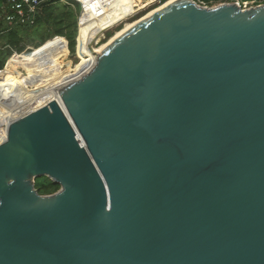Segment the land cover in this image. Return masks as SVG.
I'll return each instance as SVG.
<instances>
[{
  "label": "water",
  "instance_id": "1",
  "mask_svg": "<svg viewBox=\"0 0 264 264\" xmlns=\"http://www.w3.org/2000/svg\"><path fill=\"white\" fill-rule=\"evenodd\" d=\"M166 4L0 133V264H264V5Z\"/></svg>",
  "mask_w": 264,
  "mask_h": 264
},
{
  "label": "trees",
  "instance_id": "2",
  "mask_svg": "<svg viewBox=\"0 0 264 264\" xmlns=\"http://www.w3.org/2000/svg\"><path fill=\"white\" fill-rule=\"evenodd\" d=\"M153 1V0H151ZM149 1V2H151ZM197 3H203L205 5L217 4L222 0H195ZM242 2H249L254 0H240ZM264 2V0H262ZM7 0H0V15L6 13L5 3ZM145 5V3L140 0L137 3L138 8ZM132 11V7H130ZM137 8V9H138ZM136 9V10H137ZM134 11H132L133 13ZM80 15V5L74 0H47L41 9L40 14L36 18L34 26L30 25H15L10 26L6 21L0 19V71L4 69L7 61L10 59L14 52L23 53L28 47H41L46 46L49 40L54 37H63V39L52 40L53 47L44 49L38 53L36 50L33 55L26 54L23 56V60L14 62L11 61V67L5 73L9 77L14 78L9 80L23 79L21 77L20 69L27 71L29 77L33 70L31 65H40L44 61H48L49 67L55 75H61L66 69L63 67V63L60 61L61 57L68 55L66 49V42L68 44V49L71 54L76 51V40L78 37V18ZM128 16V14L124 17ZM120 20V19H119ZM117 21L114 25L119 23ZM40 50V49H39ZM38 50V51H39ZM80 57V56H79ZM83 58L80 57V62ZM80 64V63H79ZM75 67H70L72 71L76 70L78 65ZM41 71L42 68H41ZM25 77V78H27ZM24 78V79H25ZM46 184L44 187H40L39 194L43 196L52 195L59 191L60 187L53 184L50 180L45 178Z\"/></svg>",
  "mask_w": 264,
  "mask_h": 264
},
{
  "label": "built area",
  "instance_id": "3",
  "mask_svg": "<svg viewBox=\"0 0 264 264\" xmlns=\"http://www.w3.org/2000/svg\"><path fill=\"white\" fill-rule=\"evenodd\" d=\"M46 1L47 0H7V2L5 3V7H6L5 16L0 15V19L6 21L10 26H15V25L34 26L35 22H36V18L40 14L41 9L43 7V4ZM74 1L80 5V15L78 18V37L76 40V51H75V57H77V60H79V61H80V57H79L80 46L81 45L84 46V41L82 42V44H80V41H79L80 30H81V27L83 25H85L89 20L91 22L92 21H102V20H105L106 18H108L109 14H113V16H116V18H121V17L125 16V14L126 15L128 14V16H126L124 20H120L119 23H117L114 26L108 27L104 31L103 37L105 38L106 33L109 32L111 29L113 30L114 28H117L121 25H125V23L133 20L138 15H140V13H144L149 9H153L155 7L162 6V5L166 4L167 2H169V0H155L153 4H150V6L147 7V9L137 11L136 13H132V11H135L138 8L137 3H134L133 6H130V5L125 6L124 2H122V0H74ZM133 1L135 2V0H132V2ZM149 1L150 0H142V2L145 4H147ZM224 4H229V3L226 2ZM237 4L243 10H245V8L241 4H239V3H237ZM130 7H132V11H130V9H131ZM94 8H96L97 10H94ZM91 12L93 15L91 14ZM105 13H108V15H104ZM109 18L112 19V17H109ZM59 39L65 40V38H63V37H54L51 40H59ZM91 43H89V44L86 43V45L89 48V50L92 52L93 56L95 57V59L97 61L98 54L95 53L94 50L99 46V44L101 42L99 41L97 43H94L93 46H91ZM44 45H42V46H44ZM65 46H66V49L68 51V55L65 57H61L60 61L63 63L64 69H66V67L67 68L68 67L73 68L76 65H74V63H73L74 60L70 58V52L68 50L67 42H66ZM38 48H40V47H38ZM38 48L29 47L23 53L14 52L11 55L10 59L7 61L4 69L1 70L0 72L4 71L11 61H14V62L21 61V60H23L22 58L24 55H26V54L33 55L35 52V49H38ZM82 52H84V51L82 50ZM84 55L85 54L83 53V56ZM20 71H21L20 72L21 77L23 79H24V77H23L24 74H26V77L28 76L27 71H25L23 69H20ZM88 73L83 74L77 81L81 80ZM12 75H13V77H15V74H12ZM77 81H73L72 83L77 82ZM72 83H70V84H72ZM69 85H67V86H69ZM66 87H64V88H66ZM29 88L31 89V91L36 92V90H40L43 87H39V88L35 87L34 88V87L29 86ZM64 88H62V89H64ZM21 96H22V89L21 88H18L15 93H10V94H3L2 92H0V133L3 132L4 130H6L7 128H9L10 122H13V121L23 117L24 113L19 115V116L12 118V119L9 118L8 122H6V118H5L4 113H3V111L6 110V108H8V109L11 108V109L16 110L15 108H17V106L20 105Z\"/></svg>",
  "mask_w": 264,
  "mask_h": 264
},
{
  "label": "bare ground",
  "instance_id": "4",
  "mask_svg": "<svg viewBox=\"0 0 264 264\" xmlns=\"http://www.w3.org/2000/svg\"><path fill=\"white\" fill-rule=\"evenodd\" d=\"M173 1L175 0H169V2L166 5L172 3ZM122 2H124V5L133 6L134 3H139L140 0H135V2L134 1L132 2V0H122ZM153 3L154 2L152 1L148 2L147 4L139 7L138 10H135L133 13H136L137 11L145 10L147 9V7L150 6V4H153ZM94 10H97V9L94 8ZM156 11H158V9L154 10L152 13L148 14L145 17L152 15ZM104 15H108V13H105ZM109 17H112V19ZM119 19L121 18H116V16H113V14H109L108 18H106L105 20L92 21V22L89 20L85 25L81 27L79 41H80V44H82V42L84 41V46L82 45L80 46L79 56L83 58V61L80 62L78 68L75 71L66 70L61 75H55L53 70H51L49 67V64H48L49 62L44 61L40 65V67H38V65H31L32 70H33L32 73L34 74H31L29 77L25 79L9 80L14 77L7 76L5 74L7 73V70L0 72V92H2L3 94H10V93H15L18 88L22 89L20 105L17 106V108H15L16 110L11 109V108L10 109L6 108V110L3 111L4 116L6 118V122H8L9 118L12 119L16 116H19L25 113V111L29 109L43 95L53 92V91L61 90L62 88L66 87L73 81H77L83 74L88 73L95 66L96 59L93 56L92 52L87 47L86 43L88 44L91 42L97 43L100 41L101 43L94 50L95 53L100 54L116 38H118L120 35L128 31L130 28H132L135 24H137L143 18L141 20L135 21L134 23L130 24L125 30L117 33L114 37H112L111 39H107L106 41V39L103 37L104 31L108 27L114 26V24ZM52 44H53L52 40L48 41L46 46H42L41 48L35 49L36 53L44 49H47L48 47L52 49L53 47ZM82 50L84 52H82ZM83 53L85 54L84 56H83ZM8 67H11V64ZM41 68L43 71H41ZM23 85H25L28 88L26 90L25 96H24L25 91L22 88ZM37 85H40V87H43V88H41L40 90H36V92L31 91V89L29 88V86L35 87Z\"/></svg>",
  "mask_w": 264,
  "mask_h": 264
},
{
  "label": "rangeland",
  "instance_id": "5",
  "mask_svg": "<svg viewBox=\"0 0 264 264\" xmlns=\"http://www.w3.org/2000/svg\"><path fill=\"white\" fill-rule=\"evenodd\" d=\"M151 1V0H150ZM155 0H153L152 2H154ZM196 2V1H195ZM239 3V4H241L244 8H245V10H247V9H250V8H255V7H257V6H260V5H264V2L262 1V0H254V1H249V2H242V1H240V0H222L221 2H219V3H217V4H211V5H205V4H203V3H197L198 5H200V6H202V7H208V8H211V7H216V6H218V5H221V4H224V3ZM125 6H128V5H125ZM159 7H161V6H159ZM155 9H158V7H155V8H153V9H149V10H147L146 12H144V13H140V15H138L136 18H134L133 20H131V21H129V22H127V23H125V25H121V26H119V27H117V28H114L113 30L111 29L109 32H107L106 33V35H105V39H106V41H107V39H111L112 37H114L117 33H119V32H121V31H123V30H125L130 24H132V23H134L135 21H138V20H141L142 18H144L145 16H147L148 14H150V13H152ZM125 19V17L123 16V17H121V19L120 20H124ZM119 20V21H120ZM29 48V47H28ZM69 50V49H68ZM70 52V51H69ZM70 58L71 59H73L74 61H73V63H74V65H77V64H79L80 63V61L79 60H77V57H75V53L74 54H71V52H70ZM96 62V61H95ZM79 66V65H78ZM78 68V67H77ZM66 69H67V67H66ZM75 71V70H74ZM32 74H34V73H32ZM23 77L25 78L26 77V74H24L23 75ZM33 77V76H32ZM29 82V81H28ZM35 87H40V85H37V86H35ZM34 87V88H35ZM22 88H23V90L25 91V94H24V96L26 95V90L28 89L25 85H23L22 86ZM49 180V179H48ZM48 185V184H46V181H45V178H39V179H37L36 180V189L37 190H39V189H42V188H40V187H44L45 185Z\"/></svg>",
  "mask_w": 264,
  "mask_h": 264
},
{
  "label": "crops",
  "instance_id": "6",
  "mask_svg": "<svg viewBox=\"0 0 264 264\" xmlns=\"http://www.w3.org/2000/svg\"><path fill=\"white\" fill-rule=\"evenodd\" d=\"M49 41H51V40H49ZM46 43H47V42H46ZM40 48H41V47H40ZM66 70H71V69L68 67ZM66 70H65V71H66ZM71 71H72V70H71Z\"/></svg>",
  "mask_w": 264,
  "mask_h": 264
}]
</instances>
